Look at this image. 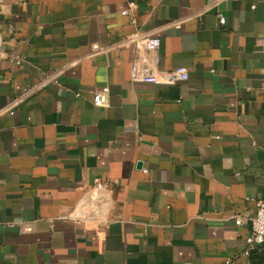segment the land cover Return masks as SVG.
I'll return each instance as SVG.
<instances>
[{
  "label": "crops",
  "instance_id": "obj_1",
  "mask_svg": "<svg viewBox=\"0 0 264 264\" xmlns=\"http://www.w3.org/2000/svg\"><path fill=\"white\" fill-rule=\"evenodd\" d=\"M0 32L20 59H0V264H264L243 254L264 198V0H0ZM133 32L188 77L132 81Z\"/></svg>",
  "mask_w": 264,
  "mask_h": 264
},
{
  "label": "built area",
  "instance_id": "obj_2",
  "mask_svg": "<svg viewBox=\"0 0 264 264\" xmlns=\"http://www.w3.org/2000/svg\"><path fill=\"white\" fill-rule=\"evenodd\" d=\"M134 2H129L128 7L121 11L122 15L128 14L135 8ZM254 8V4L251 5ZM133 21V20H131ZM220 24H224L225 18L219 16ZM176 27L179 24H175ZM123 44H129L132 46L133 54L130 61L129 75L132 81L136 82H152L159 84H171L177 80H185L188 77L187 71L184 67L179 66L172 70H164L158 68L159 55L158 47L160 45V39L154 34H148L144 32H133L126 36ZM0 59H7L9 62L19 64L20 59L18 56L8 54L5 48V39L0 32ZM46 82L56 81L55 76H46ZM31 88H24L25 92H29ZM108 92L107 86H102L94 95L93 103L98 106L107 104L106 95ZM93 189L96 191L105 188L106 184L101 178H94ZM250 200L255 205V215L250 218V233L246 236L244 243L245 248L243 254L248 256L252 249L256 247L264 248V198L262 197H250ZM241 222L240 217L235 218V223Z\"/></svg>",
  "mask_w": 264,
  "mask_h": 264
}]
</instances>
